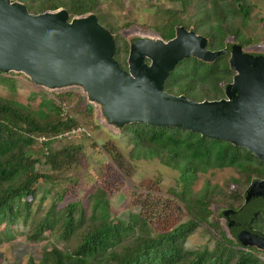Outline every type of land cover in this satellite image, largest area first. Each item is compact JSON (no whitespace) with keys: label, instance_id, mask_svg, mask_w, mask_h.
<instances>
[{"label":"trees","instance_id":"16d2710c","mask_svg":"<svg viewBox=\"0 0 264 264\" xmlns=\"http://www.w3.org/2000/svg\"><path fill=\"white\" fill-rule=\"evenodd\" d=\"M10 1L22 3L33 14L58 8L65 9L69 17L95 14L98 23L114 35L113 58L120 68L125 69V55L121 54L124 51L126 54L127 46L125 42L119 45L118 40L123 41L119 31L128 25H112L101 9L103 4L123 0ZM161 1L171 6L160 9L156 3L152 5L159 25L153 30L163 40L173 36L174 27L191 26L196 34L208 40L206 47L210 50L220 49L227 37L242 46L249 44L240 33L249 18V8L244 0ZM192 2L195 10L186 18ZM187 65L190 69L189 66L186 68ZM177 66L169 82L164 84V91L173 88L176 94H183L193 101L214 100L221 96V85L231 75L223 55L210 64L187 58ZM200 66L205 69L199 73L197 67ZM10 75L0 74V79H7ZM177 80H184V84L175 89L172 84ZM51 96L59 101L58 106L46 99L36 111L0 97V241L16 235L12 226L26 228L40 181L52 179L53 184L62 181L59 176L52 175L51 178L38 172L35 165L54 174L56 171H71L84 162L80 144L61 145L74 135L60 139L56 138L57 135L79 126L76 116L93 129L97 127L92 119V108L82 96L74 91L52 93ZM74 98L76 106L72 110L75 116L62 117L59 104H69ZM119 136L131 145L130 159L155 160L175 171L178 188L161 193L158 178L142 180L133 189L125 219L118 218L110 207V198L116 194L121 182L116 171L110 172L111 166L123 170L127 177L131 172L117 148L111 142L103 143L100 150L107 156L109 164L98 174L100 181L91 193L64 200L69 187L56 189L59 191H52L54 197L46 210L40 212L38 205L34 209L26 239L37 242L45 233L47 239L39 260L28 258L25 264H264V252L231 241L211 210L215 205L232 210L241 205L242 193L251 177H264V167L256 158L243 148L169 127L132 124L123 127ZM39 137L49 140L37 144ZM90 143L93 147L94 143ZM222 168H231L237 174L230 178L229 186L221 187L205 181L197 191L193 190L197 173ZM49 189L47 191L51 192L52 187ZM251 227L264 233V212L255 217ZM198 229L206 232V242L194 248L187 247L188 237Z\"/></svg>","mask_w":264,"mask_h":264},{"label":"water","instance_id":"95a60500","mask_svg":"<svg viewBox=\"0 0 264 264\" xmlns=\"http://www.w3.org/2000/svg\"><path fill=\"white\" fill-rule=\"evenodd\" d=\"M126 69L114 60V36L93 13L69 17L58 8L29 13L18 1L0 0V74H20L48 93L75 90L106 129L143 124L169 127L248 151L264 166V52L239 43L207 49L208 40L176 26L173 36L126 35ZM228 55L231 82L223 98L194 102L163 91L175 66L187 58L210 64ZM264 212V177L252 176L242 203L217 207L213 217L235 244L264 252V233L251 227Z\"/></svg>","mask_w":264,"mask_h":264},{"label":"rangeland","instance_id":"374dc122","mask_svg":"<svg viewBox=\"0 0 264 264\" xmlns=\"http://www.w3.org/2000/svg\"><path fill=\"white\" fill-rule=\"evenodd\" d=\"M244 1L249 8V18L245 25L241 27L240 33L244 38L249 40V44L242 46L232 37L225 38L222 44L224 45V43L227 42H236L239 43L245 50L264 52V21H259V19L264 18V0ZM194 2L188 6V16H186V18L191 16L194 12ZM153 3H156L157 7H160V9L171 8L170 4L168 5L161 0H123L120 3H108L101 6L102 11L106 14L108 21L112 25L116 27H121L123 24L128 25L125 28H121L119 31V37L123 40H118L119 45H123V42H125L124 38L127 34L160 37L158 32L153 30V27H156L157 29L159 26L157 18L153 13ZM180 18H182V16ZM190 28L191 26L184 29L187 30ZM124 52L121 54V56H126ZM189 64L191 65V63ZM190 65H187L186 68L189 66L188 68L190 69ZM177 67L175 66L173 72L177 70ZM178 69L180 68L178 67ZM197 69L200 73L205 69V67L200 66L197 67ZM170 78L171 76L167 78L166 83L169 82ZM183 82L184 80H177L174 84H172V86L177 89L184 84ZM207 86L209 88L211 87V84ZM195 90L197 91L196 88ZM68 91H74L76 94L80 95L75 90ZM51 94L52 93L49 94L48 92H45L42 89L34 86L20 74H12L7 79H0L1 98L12 99L34 111L38 110L39 105L46 99L52 100V102L58 106L59 101L54 100ZM75 102L76 100L74 98L73 102L65 104V107H67L69 113H71L72 116H75L74 111L72 110L73 107L76 106ZM69 113H67V115ZM92 113L94 124H97L96 128L93 129V126L91 127V125L85 123L83 119H79L76 116L77 122L82 127V131L74 134L72 138H67L64 144L60 143L61 145L71 143L80 144L82 146L85 158L81 165H78L71 171H56L54 174L49 173L47 169L40 165H35V169H37L38 172L50 175L51 178L52 175H55L56 177L59 176L58 178L60 180L62 179V181L53 184V180L49 179L47 181H40L37 184L36 189L38 190L36 192L35 199L32 201L31 210L29 212L30 215L28 217V221L26 222V228L23 229V226H12V229L14 232H16V235L12 239L0 241V264H25L28 258H32L35 261L39 260L42 249L45 246L44 244L47 239V233H45L41 240L37 242L27 240L25 236L28 228L30 227V222L33 220L32 215L34 209L38 205L40 206V212L46 210L50 201L54 197V193H52L53 190L57 193L62 188L69 187V191L65 195L64 200H73L74 198L81 196L85 197L91 193L94 190V187L100 181L98 174L105 169L106 164H109L107 161V156L104 155L100 150V146L103 143L111 142L117 148V150L123 156L124 163L127 167H129L131 172L130 176L127 177L122 173L123 170H117L115 167L111 166L112 170L110 172L116 171L121 182V184H119L120 186L115 192L116 194L110 198V207L114 210V212H116L115 215L118 218L125 219L130 196L134 193L133 189L134 187H137L142 180H152L155 177L158 178V190L161 193H165V191L169 188H178L176 185L177 173L175 171L161 166L155 160L144 161L130 159L129 151L131 145L126 144V142L119 136L120 132L117 133L104 128L97 120L93 109ZM90 142L94 143L93 147L90 146ZM104 160H106V162ZM111 175L114 174L111 173ZM236 175V172L231 168L208 170L204 174L197 173V179L193 183V190L197 191L205 181H208L210 184H216L223 187L229 183L231 177L235 178ZM51 187V192H48L50 190L49 188ZM62 204L63 203L58 204V207H60ZM217 207L222 208L225 206L215 205L211 207L213 214L215 213V209ZM205 242L206 232L202 229H198L188 237L186 246L189 248H194L198 245H203ZM260 258L262 259L263 257Z\"/></svg>","mask_w":264,"mask_h":264},{"label":"built area","instance_id":"2783aa9c","mask_svg":"<svg viewBox=\"0 0 264 264\" xmlns=\"http://www.w3.org/2000/svg\"><path fill=\"white\" fill-rule=\"evenodd\" d=\"M59 108H60V115H61L62 117H66V116H67V113H69V111H68L67 107H65V104H64V103H60V104H59ZM68 116H69V117H72V114L69 113ZM81 131H82V127H81V125H79V126H77L75 129H73V130H71V131H69V132H67V133H63V134H59V135H57L56 138H57V139H60V138H62V137H69V136H72V135H74V134H77V133H79V132H81ZM46 140H49V139H48V138H44V137H39V138H37V142H38V143L44 142V141H46Z\"/></svg>","mask_w":264,"mask_h":264},{"label":"flooded vegetation","instance_id":"af4514ba","mask_svg":"<svg viewBox=\"0 0 264 264\" xmlns=\"http://www.w3.org/2000/svg\"><path fill=\"white\" fill-rule=\"evenodd\" d=\"M170 38H172V37H170ZM169 38V39H170ZM163 40V39H162ZM168 40V39H167ZM165 41V40H164ZM222 48V47H221ZM220 48V49H221ZM215 50H219V49H215ZM126 55H127V50H126ZM223 56H225L226 57V61H227V59H228V55H223ZM125 58H126V56H125ZM186 60V59H185ZM183 61V60H182ZM177 66V65H176ZM125 69H126V66H125ZM125 69H123V70H125ZM174 70V69H173ZM173 72V71H172ZM171 75V74H170ZM232 76H233V73L231 72V75H230V77H229V80L226 82V83H229V82H231V78H232ZM166 81H167V79L165 80V82H164V84L166 83ZM225 83V84H226ZM172 88V87H171ZM163 91H164V85H163ZM164 92H166V93H168V94H171V95H174V96H178V94H176L175 93V90L172 88L171 89V91H164ZM179 95H183V94H179ZM184 96V95H183ZM221 98H223V93H221V96H219V97H217L216 99H214V100H219V99H221ZM188 99V98H187ZM188 100H190V99H188ZM203 100H206V99H203ZM203 100H201V101H203ZM191 101H193V100H191ZM194 102H200V101H194ZM264 167V166H263Z\"/></svg>","mask_w":264,"mask_h":264},{"label":"clouds","instance_id":"9594fccd","mask_svg":"<svg viewBox=\"0 0 264 264\" xmlns=\"http://www.w3.org/2000/svg\"><path fill=\"white\" fill-rule=\"evenodd\" d=\"M50 94V93H49Z\"/></svg>","mask_w":264,"mask_h":264}]
</instances>
